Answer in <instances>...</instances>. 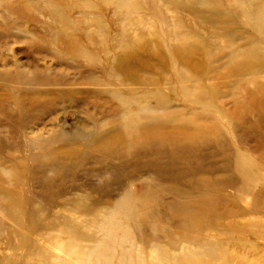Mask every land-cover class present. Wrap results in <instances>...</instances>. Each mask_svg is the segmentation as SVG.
<instances>
[{"label":"rangeland","instance_id":"rangeland-1","mask_svg":"<svg viewBox=\"0 0 264 264\" xmlns=\"http://www.w3.org/2000/svg\"><path fill=\"white\" fill-rule=\"evenodd\" d=\"M262 13L0 0V264H264Z\"/></svg>","mask_w":264,"mask_h":264},{"label":"bare ground","instance_id":"bare-ground-1","mask_svg":"<svg viewBox=\"0 0 264 264\" xmlns=\"http://www.w3.org/2000/svg\"><path fill=\"white\" fill-rule=\"evenodd\" d=\"M262 16H263V21H264V14L262 13ZM245 67V66H244ZM142 79V78H141ZM199 221V220H198ZM84 231V230H83ZM87 231V230H86ZM76 247V246H75ZM209 250V249H208ZM72 251V250H71ZM66 254V253H65ZM69 257V256H68ZM182 257V256H181ZM180 257V258H181ZM182 259V258H181ZM83 260H85V259H83ZM51 263V262H50ZM76 263H78V260L76 261Z\"/></svg>","mask_w":264,"mask_h":264}]
</instances>
